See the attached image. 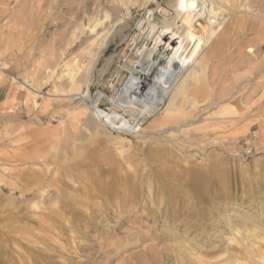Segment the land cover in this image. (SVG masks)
Instances as JSON below:
<instances>
[{
	"label": "rangeland",
	"instance_id": "rangeland-1",
	"mask_svg": "<svg viewBox=\"0 0 264 264\" xmlns=\"http://www.w3.org/2000/svg\"><path fill=\"white\" fill-rule=\"evenodd\" d=\"M57 1L0 0V264H183V236L215 253L228 217L263 223L264 0L234 3L206 79L167 125L138 134L101 124L91 105L110 110L128 73L106 60L170 22L167 0ZM96 19L119 21L87 46ZM66 61L82 66L77 85L57 79Z\"/></svg>",
	"mask_w": 264,
	"mask_h": 264
},
{
	"label": "bare ground",
	"instance_id": "bare-ground-1",
	"mask_svg": "<svg viewBox=\"0 0 264 264\" xmlns=\"http://www.w3.org/2000/svg\"><path fill=\"white\" fill-rule=\"evenodd\" d=\"M148 1L157 2L156 0ZM236 1L167 0V6L172 11L170 22L163 20L160 25L150 22L138 42L136 43L133 39L128 46L130 55L122 52L106 60L107 66L115 58L127 70L128 75L118 83L120 87L118 86L117 93L109 101L110 110H102L98 106L96 102L100 100L99 97L91 105L92 117L110 129H123L126 132L140 130L146 123H148L147 133L167 125L182 104L183 95L193 90L199 79H206L205 72L217 55V46L226 42L228 35L235 27L236 17L232 14ZM136 2L137 0H125L123 3L127 9L130 5L134 6ZM63 5L58 0L54 7L60 10ZM158 9H160L159 13L165 16L167 11L161 6ZM151 17H155L153 10H150L147 19L150 20ZM118 21L114 19L111 27L102 26L100 19L93 25L90 23L92 26L82 32L86 34L87 46H91L102 35L105 39ZM102 48L103 44L96 52H87L85 59L91 62ZM62 68L64 69L57 79L66 78V84L77 85L74 83L77 82V76L80 75L79 69L82 66L71 69L66 61ZM25 86L35 93L28 84ZM81 98L88 101L85 95ZM83 114L87 116L85 110ZM131 123L136 125L133 126ZM165 151L171 153L172 150ZM155 153L161 155L163 152L152 151L150 155ZM198 188L203 190L204 187L198 186ZM251 210L253 207H250L249 211ZM57 215L59 217V214ZM242 218L243 227L234 225L233 218L228 217L227 226L230 229V237L220 236L222 242L212 247L217 249L215 253L203 251L211 246L208 240L206 243L195 240L196 244H192L183 236L178 252L180 262L183 261V264H264V222L258 224L256 219L247 213ZM62 219L67 223L69 221L65 217ZM71 232L75 234L74 231ZM199 234L203 236L201 238L212 236L206 230Z\"/></svg>",
	"mask_w": 264,
	"mask_h": 264
},
{
	"label": "built area",
	"instance_id": "built-area-1",
	"mask_svg": "<svg viewBox=\"0 0 264 264\" xmlns=\"http://www.w3.org/2000/svg\"><path fill=\"white\" fill-rule=\"evenodd\" d=\"M254 51V50H253ZM252 51V52H253ZM262 54H263V56H264V46H263V50H262ZM96 106H97V104H96ZM99 106V105H98ZM131 125H136V123H131ZM118 131H122V132H126V131H123V129H121V130H118ZM139 130H136L135 132H127V133H137ZM252 138V137H251ZM251 151H252V148H247V150H246V154L247 155H249L250 153H251Z\"/></svg>",
	"mask_w": 264,
	"mask_h": 264
}]
</instances>
